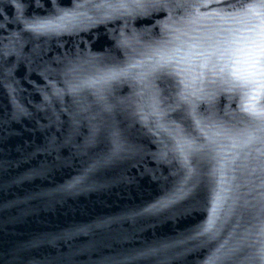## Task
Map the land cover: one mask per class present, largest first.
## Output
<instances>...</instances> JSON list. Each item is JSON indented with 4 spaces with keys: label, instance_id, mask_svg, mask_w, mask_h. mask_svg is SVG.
<instances>
[{
    "label": "water",
    "instance_id": "water-1",
    "mask_svg": "<svg viewBox=\"0 0 264 264\" xmlns=\"http://www.w3.org/2000/svg\"><path fill=\"white\" fill-rule=\"evenodd\" d=\"M103 2L0 0V264H210L231 249L216 264H264V139L225 152L218 145L230 141L209 145L196 123L254 131L242 97L219 82L201 93L184 64L152 72L161 55L242 27L224 17L254 0L95 7ZM66 13L75 15L67 30L28 27ZM132 63L135 80H113L99 94L84 86ZM152 93L161 123L178 124L202 149L186 153L187 167L179 153L163 154L161 142H172L157 117L138 114ZM182 188L169 207L144 212ZM218 205L215 238L199 235ZM151 249L160 251L137 258Z\"/></svg>",
    "mask_w": 264,
    "mask_h": 264
},
{
    "label": "snow or ice",
    "instance_id": "snow-or-ice-1",
    "mask_svg": "<svg viewBox=\"0 0 264 264\" xmlns=\"http://www.w3.org/2000/svg\"><path fill=\"white\" fill-rule=\"evenodd\" d=\"M81 7L84 5H80ZM149 6V0H104L103 3L95 5L97 8H113L116 10H127L129 8L146 9ZM153 7L157 5L152 3ZM183 7V5H178ZM201 7H208V5H201ZM235 7V5H233ZM242 14L240 17L231 16L224 17L226 19L236 20L242 27L232 28L225 31V34L218 39L212 37L197 38L187 45H181L175 48L170 55H161L156 60L155 65L152 67V72L162 70L166 67H175L184 64L185 67L181 68L182 72L192 75L191 84L199 85L198 91L203 93V85L205 83L216 84L222 83L228 86V90L238 93L242 97L241 111L244 112L250 121L255 124V130L252 132L241 131L233 134L230 129L215 130L213 125H205L197 120V125L201 126L205 140L209 145H216V137L225 136L230 143L228 145L219 144L221 150L227 152L233 149L243 150L247 148L256 139H264V136L257 137L256 133H264V0H254L253 3L247 7L243 5ZM216 15V14H214ZM75 19V15L69 18V14L58 16L54 19H36L28 23L29 29L37 33H53L67 30L71 20ZM168 26L165 25V28ZM137 64H129L127 68H119L118 70L110 71L105 75L99 77L94 81L87 82L84 86L89 88H97L96 94L103 90L105 85L111 81L124 78L135 80L139 73H134L132 70L137 68ZM209 74L216 79H206ZM187 86V85H186ZM81 89L80 85H72L71 90L73 93ZM54 95H60L57 90ZM195 95V93H192ZM103 98V97H101ZM182 100L188 102L189 96H182ZM147 108L148 111L144 109ZM138 114L142 119H147L149 116L157 117L152 121V124L164 132L172 142L171 148L168 143L164 144V155L167 156L169 151L179 153L184 157L185 167L188 166L186 153L191 151H200L202 149H194V140L188 138L186 130L178 124L161 123L166 116V113L160 108L159 97L152 93L148 97L147 105H141ZM212 129L205 131V129ZM116 147L114 153L119 150L118 141L115 142ZM239 156V152L236 153ZM235 160H233V163ZM190 179V174L185 177V182ZM79 178L73 182L78 183ZM73 185H69L72 187ZM184 193V189H180L179 193H173L164 201H159L157 205L145 209V213H150L159 208L169 207L175 202L179 195ZM221 197L218 195L217 200ZM220 219L219 205L213 208V214L209 218L206 226H204L199 235L209 234L211 238H215L217 231V222ZM224 246L221 245V248ZM159 249H151L149 252L140 253L139 257H146L154 255L159 252ZM220 252V249L217 250ZM238 251V249H231L223 256H216L210 258V264H216L217 261L223 259L230 253ZM261 258L264 260V250L261 252Z\"/></svg>",
    "mask_w": 264,
    "mask_h": 264
}]
</instances>
